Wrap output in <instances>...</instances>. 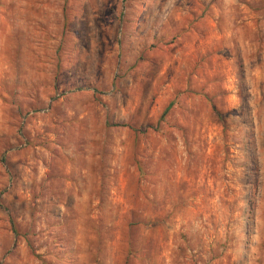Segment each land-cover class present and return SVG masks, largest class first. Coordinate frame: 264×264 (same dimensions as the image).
<instances>
[{
  "label": "rangeland",
  "instance_id": "1",
  "mask_svg": "<svg viewBox=\"0 0 264 264\" xmlns=\"http://www.w3.org/2000/svg\"><path fill=\"white\" fill-rule=\"evenodd\" d=\"M0 264H264V0H0Z\"/></svg>",
  "mask_w": 264,
  "mask_h": 264
},
{
  "label": "trees",
  "instance_id": "2",
  "mask_svg": "<svg viewBox=\"0 0 264 264\" xmlns=\"http://www.w3.org/2000/svg\"><path fill=\"white\" fill-rule=\"evenodd\" d=\"M169 107H170V104L167 105V106L164 108V110L162 111L161 115L165 114V112L169 109ZM138 131H139V130H138ZM142 131H144V130H141V132H142Z\"/></svg>",
  "mask_w": 264,
  "mask_h": 264
}]
</instances>
